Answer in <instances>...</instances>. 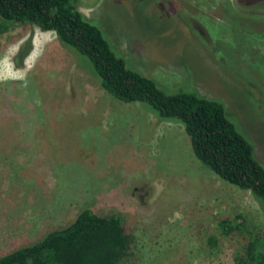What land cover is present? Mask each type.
<instances>
[{
  "label": "rangeland",
  "instance_id": "374dc122",
  "mask_svg": "<svg viewBox=\"0 0 264 264\" xmlns=\"http://www.w3.org/2000/svg\"><path fill=\"white\" fill-rule=\"evenodd\" d=\"M76 8L162 88L221 101L264 167V0ZM84 209L133 236L118 264H234L264 227L250 193L203 167L178 124L105 94L51 32L9 26L0 33V256Z\"/></svg>",
  "mask_w": 264,
  "mask_h": 264
},
{
  "label": "trees",
  "instance_id": "16d2710c",
  "mask_svg": "<svg viewBox=\"0 0 264 264\" xmlns=\"http://www.w3.org/2000/svg\"><path fill=\"white\" fill-rule=\"evenodd\" d=\"M76 2L0 0V33L13 25L51 32L74 58L76 67L105 94L123 103H137L159 122L178 124L193 157L220 181L248 191L264 218V167L250 141L227 116L223 103L189 86L162 88L130 67L98 24L77 10ZM28 50L25 42L16 52V65ZM132 245L133 236L118 219L84 209L68 225L0 256V264H118ZM234 264H264V227Z\"/></svg>",
  "mask_w": 264,
  "mask_h": 264
},
{
  "label": "crops",
  "instance_id": "0c3cea01",
  "mask_svg": "<svg viewBox=\"0 0 264 264\" xmlns=\"http://www.w3.org/2000/svg\"><path fill=\"white\" fill-rule=\"evenodd\" d=\"M104 117H106V114H105V116ZM63 124V123H62ZM99 124H100V120H99Z\"/></svg>",
  "mask_w": 264,
  "mask_h": 264
}]
</instances>
